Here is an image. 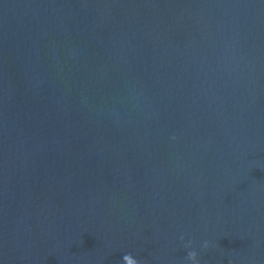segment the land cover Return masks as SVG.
Masks as SVG:
<instances>
[{"label": "water", "instance_id": "95a60500", "mask_svg": "<svg viewBox=\"0 0 264 264\" xmlns=\"http://www.w3.org/2000/svg\"><path fill=\"white\" fill-rule=\"evenodd\" d=\"M219 264H264V0H245L243 10Z\"/></svg>", "mask_w": 264, "mask_h": 264}, {"label": "clouds", "instance_id": "9594fccd", "mask_svg": "<svg viewBox=\"0 0 264 264\" xmlns=\"http://www.w3.org/2000/svg\"><path fill=\"white\" fill-rule=\"evenodd\" d=\"M184 237H181V240H183ZM185 247L188 249H192L193 247V242L189 240L186 244ZM209 247V244L207 241L203 242L202 248L207 249ZM198 253L195 250H190L187 253L186 259L191 262V264H199V261L197 259ZM123 264H140V262L134 258L131 254H125L122 258Z\"/></svg>", "mask_w": 264, "mask_h": 264}]
</instances>
